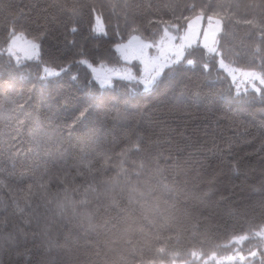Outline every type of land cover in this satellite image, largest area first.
Instances as JSON below:
<instances>
[{"label":"snow or ice","instance_id":"snow-or-ice-1","mask_svg":"<svg viewBox=\"0 0 264 264\" xmlns=\"http://www.w3.org/2000/svg\"><path fill=\"white\" fill-rule=\"evenodd\" d=\"M112 7L113 12L120 9L123 31L119 26L106 25L103 12L94 3L39 6L33 18L13 12L8 0H0V25L6 33L0 53H7L10 69L8 78L0 81V88L23 100L19 103L11 99L12 111L31 119L32 132L39 129L42 112L50 113L59 122L54 143L42 146L33 137V149L18 150L0 163V191L6 190L0 196V207H10L16 217L11 230L0 231V254L13 249L17 257H22L17 264H72L64 259L66 244L61 243V235L67 241L73 228L89 233L106 227L107 221L94 222L92 209H99L108 199L115 204L111 193L122 185L127 187L129 201L142 208L148 205L143 218L150 225L153 214H159L166 222L173 220L177 200L183 196L185 215L195 228L201 221L235 215L226 207L237 195L235 189L239 186L234 178L249 171L258 172V187L253 185L251 192L258 193L259 198L245 203V214L258 211L264 220V107L251 113L259 119L257 134L245 141L253 145L258 141L251 153L233 151V143L228 140L210 156L199 149L185 155L190 145L152 140L139 130L117 137L115 129L108 126L109 116L121 103L127 108L140 98V93H157L161 89L163 95L171 94L174 109L204 105L213 116L224 112L225 119L234 108L239 112L256 103L264 106V0L169 6L171 19L155 23L148 20L147 24L137 19L142 5L135 0ZM50 8L66 19L61 20ZM178 8L180 15L176 14ZM241 9L251 17L242 22L255 30L251 34L258 40L251 51L252 65L246 69L234 66L235 61L228 59V51L221 43L227 25L237 19ZM184 11L189 15H183ZM49 40L56 41L55 50L45 47ZM113 50L122 65L108 66L104 62L102 53L112 54ZM194 50L200 51L199 60L189 58ZM20 53L24 59L42 65V71L38 69L39 89L35 91L17 89L18 83L23 85L27 80L20 67ZM13 59L15 65L11 63ZM133 61L138 63L133 65ZM198 65H202V70L194 82L190 73L196 74ZM214 72L219 88L212 86ZM65 76L68 81H64ZM229 79L232 83L225 87ZM240 83L245 84L246 95H241ZM200 84L208 85L207 91ZM249 86L252 93H248ZM30 109L37 114L32 116ZM117 118H123L119 111ZM16 123L23 127L24 122L18 117ZM20 127L13 129L18 136ZM244 134H248L247 126ZM117 140L128 146L119 152L107 147ZM165 143L169 147L163 148ZM152 145L156 146L155 153L150 150ZM208 176L211 178L205 179ZM53 184L57 188L55 194ZM222 192H228V196ZM218 194L219 199H215ZM161 233L162 229L156 230L149 242L155 243L156 255L149 259L140 255L137 264H165L162 257L166 248L161 241L166 238ZM252 235L259 240L247 250L248 258L239 249L225 259L237 264H264V229ZM245 239L247 236L234 237L237 242ZM169 255V264H177L181 254ZM200 259L193 250L183 255L180 264H200ZM0 264L4 261L0 260Z\"/></svg>","mask_w":264,"mask_h":264},{"label":"trees","instance_id":"trees-1","mask_svg":"<svg viewBox=\"0 0 264 264\" xmlns=\"http://www.w3.org/2000/svg\"><path fill=\"white\" fill-rule=\"evenodd\" d=\"M8 2L12 5L13 12L22 13L26 17L31 16L33 18L36 16L39 6L54 3H67L69 5L72 3H94L103 12L106 25H110L112 28L119 26L123 31L125 25L123 16L120 15V9L117 8L113 12L112 6L123 5L132 2V0H8ZM135 2L142 5L137 19L147 24L148 20L155 23L159 19H171L172 12L169 6L220 3L224 0H135ZM234 2H237V0H234ZM238 2L243 4L247 3V0H238ZM49 11L58 15L61 20L66 19L65 16L57 13L54 8H50ZM180 12V8L176 9L177 15H180ZM2 15L3 13L0 12V17ZM183 15L187 16L189 12L184 11ZM250 18V16L245 15L243 9L239 10L237 19L227 25L226 34L221 37V43L228 51V59L234 60V66L241 69H246L252 65L251 51L258 43L256 35L251 34L255 30L250 25L242 22L244 19ZM148 34L145 33V35ZM5 36L6 33L0 25V47L5 46ZM77 39L80 40L81 38L78 36ZM45 47L55 50L58 45L55 40H49L45 42ZM102 58L108 65L122 64L114 50L112 54L102 53ZM189 58L199 60L200 51L194 50ZM11 63L15 65L16 62L11 61ZM96 63L99 64L100 60L98 59ZM259 63L260 61L257 59L256 64ZM20 67L23 69L27 80L23 85L18 83L17 89L23 87L25 93H28L29 89L34 91L39 89L38 69L41 70L42 65H37V62H24L21 63ZM197 69L196 74L190 73L194 82L199 70H202V65H198ZM9 71L8 59L4 55H0V81L8 78ZM63 79L68 81L69 77L65 76ZM229 85H231L230 81L226 80L224 86ZM199 86L204 91L208 89L206 84H200ZM212 86L215 88L220 86L215 81V72L213 73ZM189 87L192 88L193 86L190 84ZM256 95L258 98L259 94ZM170 96V93L168 96L163 95V89L157 93H140V98L133 100L130 106L126 108L121 103L117 110L111 113L108 118V126L115 129L117 137H121L126 131L139 130L152 140H171L182 145H190L185 155H187V152H196L199 149L210 156L216 147H223L228 140L233 143V151L241 153H251L254 147H258V141L255 145L245 141H251L258 132V116H253L251 113L254 111L259 112L261 107H264L259 103L251 107L244 106L239 112H236L234 108L228 118L225 119L224 112L216 113L213 116L204 105L197 107L189 104L182 106L179 110L174 109ZM13 98L17 99L19 103H23L20 97L9 94L0 88V163H3L6 156L16 155L18 150L23 152L33 149V137L40 141L42 146H48L55 142L59 134V122L47 112L41 113L39 129L32 132L31 119L25 115L13 113V105L10 103ZM29 111L31 112V109ZM117 111L123 114V118H117ZM36 114L31 112L32 116ZM17 117L24 122L23 127L17 125ZM231 120L235 122L230 123ZM240 122H243V126H240ZM245 126H247V135L244 134ZM17 127H20L19 136L13 131ZM126 146L128 145L119 143V140L116 144L107 145V147L114 148L115 152H119L122 147ZM162 147L167 148L169 145L165 143ZM150 150L155 153L156 146H150ZM254 158L253 156L252 159ZM100 163L104 162L101 161ZM96 166L99 167L100 165L97 164ZM210 178V176L205 177V179ZM259 180V173L251 171L235 177L233 182L239 186L235 189L237 195L230 205L226 204V207H229L236 214L232 216L225 215L221 219L201 221L195 228L190 226L191 221L185 215L183 196L177 200L176 208L173 210V220L166 222L159 214H153L150 216V225L143 218L148 205L146 204L142 208L136 202L129 201L126 194L127 187L122 185L111 193L116 200L115 204L112 203L111 199H108L102 202L99 209H92L94 222L104 224L107 221L106 227L89 233L79 232L73 228L67 241L64 240L63 234L61 235V243L66 244L63 250L64 259L67 262H72V264L83 261L84 264H106V258L116 256L117 260L114 261V264H137L140 255L145 256L146 259L153 258L156 255L155 243L149 242L158 229H162L161 235L166 238L161 241V244L166 248V254L162 257L165 264H169L172 259L169 253H180L181 256L177 259V264H180L183 255L190 254L193 250L202 256L213 253L218 254L221 256V261L217 264H223L226 260L225 257L234 256L239 249H243L244 251L241 254L248 258L247 250L257 243L253 242L252 238L237 242L234 237L251 235L264 229V220L259 218L258 211H247V214H245V203L259 198L258 193L253 194L250 191L253 185L258 187ZM51 187L52 193L55 194L57 191L55 184ZM5 194L6 190L0 191V196ZM221 194L228 196V192H222ZM245 197H248L249 200H244ZM215 199H219V194ZM167 215L168 213H165V216ZM15 219L16 217L13 216L10 207L7 210L0 207V231L11 230V225ZM68 227L71 228L72 225ZM65 231H68V229H65ZM112 258L114 259V257ZM188 258L192 259L190 255ZM19 259H22V257H17L13 249H7L0 254V260H3L4 264H17ZM258 261L259 256L257 257ZM200 264H203L201 259ZM229 264H237V262ZM239 264L243 263L239 262Z\"/></svg>","mask_w":264,"mask_h":264},{"label":"rangeland","instance_id":"rangeland-1","mask_svg":"<svg viewBox=\"0 0 264 264\" xmlns=\"http://www.w3.org/2000/svg\"><path fill=\"white\" fill-rule=\"evenodd\" d=\"M0 55H4L8 59V56H7V53L6 52L0 53ZM19 55L21 57L22 63H24V62H36V61H33V60L24 59L23 53H20ZM12 61L15 62V59H13ZM137 63H138L137 61H133L132 62L133 65H135ZM108 66H112V65H108ZM133 70L135 71V68ZM222 78H224L223 75H222ZM241 80H242V77H239L238 76V81H241ZM228 81H230V83H232L230 79ZM115 82L116 81H114V83ZM240 87L242 89L241 95H246L243 92V89L245 88V84L244 83H240ZM233 92L235 93V89L234 88H233ZM248 93H252V89H251L250 86L248 87ZM250 191H251V189H250ZM245 236H247V239L248 238H252L253 239V242H255V243H257L258 240H259V237H256V236H254L252 234L251 235H245ZM199 255L202 257L201 262L203 264H214V263L217 264V263H219L221 261V256H219L218 254H215V253L209 254L207 256H202L201 254H199ZM107 257H109V256H107ZM112 257H114V259ZM106 260H107L106 261V264H114V261L117 260V258H116V256H110L109 258H106ZM232 262H234V261H232ZM229 263H231V262H229V261L226 262V264H229ZM78 264H84V261L83 262H79Z\"/></svg>","mask_w":264,"mask_h":264}]
</instances>
